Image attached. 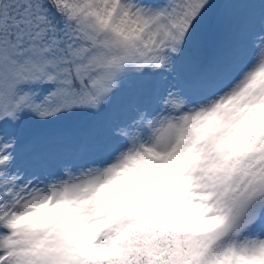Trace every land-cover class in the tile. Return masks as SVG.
<instances>
[{
	"label": "snow or ice",
	"instance_id": "snow-or-ice-1",
	"mask_svg": "<svg viewBox=\"0 0 264 264\" xmlns=\"http://www.w3.org/2000/svg\"><path fill=\"white\" fill-rule=\"evenodd\" d=\"M0 264H264V0H0Z\"/></svg>",
	"mask_w": 264,
	"mask_h": 264
},
{
	"label": "rangeland",
	"instance_id": "rangeland-1",
	"mask_svg": "<svg viewBox=\"0 0 264 264\" xmlns=\"http://www.w3.org/2000/svg\"><path fill=\"white\" fill-rule=\"evenodd\" d=\"M218 10V6H214L212 12L214 13L215 11ZM63 125H56L54 127H62ZM42 129L39 128V126L28 123L26 126V132L29 136H38L42 133Z\"/></svg>",
	"mask_w": 264,
	"mask_h": 264
}]
</instances>
